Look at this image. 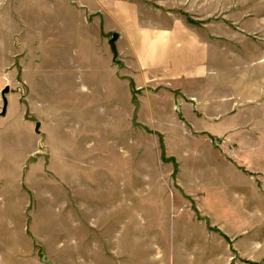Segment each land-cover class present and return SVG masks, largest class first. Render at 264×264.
Segmentation results:
<instances>
[{
	"label": "rangeland",
	"instance_id": "rangeland-1",
	"mask_svg": "<svg viewBox=\"0 0 264 264\" xmlns=\"http://www.w3.org/2000/svg\"><path fill=\"white\" fill-rule=\"evenodd\" d=\"M122 4L143 27H192L207 79L143 74ZM221 98L254 119L249 251L209 184V153L239 164L243 141L210 137ZM263 190L264 0H0V264H264Z\"/></svg>",
	"mask_w": 264,
	"mask_h": 264
},
{
	"label": "crops",
	"instance_id": "crops-1",
	"mask_svg": "<svg viewBox=\"0 0 264 264\" xmlns=\"http://www.w3.org/2000/svg\"><path fill=\"white\" fill-rule=\"evenodd\" d=\"M122 5L120 6L124 11L120 23L126 28L125 30L123 28L121 39L124 38L123 41L128 44L135 64L143 74L152 75L162 82L175 84L202 82L207 79L208 45L198 35H194L192 27L180 20H175L163 28L143 27L139 24L138 17L133 14L132 8L128 7L129 4ZM221 88L224 89V82ZM198 102L201 104V98ZM221 103L218 106L220 113H217L221 118L215 123L218 127L217 133L210 134L204 128L202 131L208 133L206 135L210 134V137L232 140V143H237L239 139L243 140L236 152H232L233 160L240 162L235 164L236 166L224 160L218 163L216 156L210 152L211 157L208 158L207 163L209 184L213 185L211 181L216 180L214 184L217 186L218 198L222 202L219 210L223 214L217 222L223 231L222 234L233 239L236 236L232 234L239 231L237 235L242 238L239 244L242 247L248 245L249 251L254 244V239L251 238L250 218L254 217V195H258V191L254 190V132L250 130L251 125H249L254 119L243 115L228 116L225 114L226 100H222ZM206 122L209 123L207 120ZM245 127H249V130ZM194 176L197 178L196 170ZM203 201L211 204L214 200L207 193ZM238 220L241 224L234 228L233 223L236 224ZM230 226L234 230L229 231Z\"/></svg>",
	"mask_w": 264,
	"mask_h": 264
},
{
	"label": "water",
	"instance_id": "water-1",
	"mask_svg": "<svg viewBox=\"0 0 264 264\" xmlns=\"http://www.w3.org/2000/svg\"><path fill=\"white\" fill-rule=\"evenodd\" d=\"M118 38V35L116 33H113L111 35L110 40L108 41V44L110 46V49L112 51V54L114 56V59L116 58L117 52H116V46H115V41ZM8 92V88H4V90H2L1 92V98H2V102H3V107H2V114L4 115L6 112V106H7V100H6V96L5 94Z\"/></svg>",
	"mask_w": 264,
	"mask_h": 264
}]
</instances>
